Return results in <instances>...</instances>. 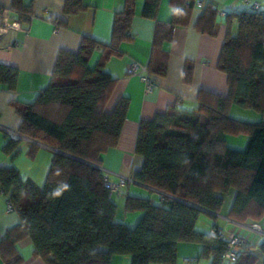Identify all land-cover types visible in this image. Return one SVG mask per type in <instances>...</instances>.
<instances>
[{
  "label": "trees",
  "instance_id": "trees-1",
  "mask_svg": "<svg viewBox=\"0 0 264 264\" xmlns=\"http://www.w3.org/2000/svg\"><path fill=\"white\" fill-rule=\"evenodd\" d=\"M159 2L145 0L142 15L155 20ZM196 2L173 0L166 40L175 25L187 24ZM134 6L135 0H126L117 14L109 47L84 39L76 53L61 50L49 85L35 101L13 104L21 118L17 132L54 152L42 185L23 179L14 166L0 168V190L20 217L0 241L5 264L22 263L16 244L23 238L32 241L34 255L46 264H109L115 255L131 256L132 264H176L180 243L200 244L201 256L210 257V264H227V242L197 229L201 215L214 218L212 214L222 209L223 195L234 189L230 218L246 222L264 216V122L246 124L229 115L233 105L264 115V13L256 10L228 16L217 65L228 78L226 96L200 91L197 110L169 108L140 123L135 153L142 166L132 179L158 191L162 202L154 205L128 197L126 212L141 211L143 216L134 228L116 221L117 208L100 164L101 156L118 143L129 101L121 98L112 112H105L115 79L104 70V62L127 37ZM83 8L80 0H66L67 14ZM10 10L31 18L19 0ZM214 14L208 7L196 24L198 30L209 32L212 25L204 26V19L212 21ZM231 19L237 21L235 35ZM159 42L156 36L154 50ZM97 49H102L101 57L91 66ZM148 72L156 75L149 67ZM17 80L18 70L0 63V87L15 91ZM228 135L247 136L245 148L230 149ZM21 144L8 138L2 153L13 159ZM36 151L31 144L30 155ZM259 249L264 255V244ZM250 253L233 264H253Z\"/></svg>",
  "mask_w": 264,
  "mask_h": 264
},
{
  "label": "crops",
  "instance_id": "crops-1",
  "mask_svg": "<svg viewBox=\"0 0 264 264\" xmlns=\"http://www.w3.org/2000/svg\"><path fill=\"white\" fill-rule=\"evenodd\" d=\"M84 7L76 14L65 12L66 0H19L20 6L31 13L28 20L12 12L14 0H0V7L6 9L11 23L18 26L0 31V63L18 70L15 91L0 87V168L14 166L23 179H30L41 185L52 158L54 149L34 142L22 141L20 152L11 159L2 153L8 137L4 129L18 131L21 118L14 103H32L40 90L46 88L61 50L78 52L84 39H93L109 47L113 42L115 18L125 8L126 0H80ZM190 11L187 24L173 27L171 39L166 40L171 31L169 23L174 14L173 0H160L156 19L142 15L145 0H135V14L127 37L116 45V52L104 62L115 84L105 105L110 113L121 98L129 101V108L120 138L114 148L101 156L100 169L104 176L117 183L121 177L132 178L142 166V158L135 153L138 129L142 121H150L169 108L195 111L198 108L197 97L200 91L226 96L229 91L227 75L217 65L228 30V16L240 12L260 11L264 13V0H198ZM259 8L254 9L253 4ZM215 11L213 20L204 19V26H211L208 32L196 27L207 10ZM211 16V15H210ZM211 22V23H210ZM210 23V24H209ZM209 24V25H208ZM236 19L230 20V31L237 33ZM156 36L160 46L154 50ZM164 38V39H163ZM102 49H97L91 59V66L99 61ZM133 62L150 68L154 73L155 86L146 92L145 84L138 74L128 72ZM189 71L186 74V69ZM164 70V73H162ZM232 119L246 123L264 122V115L236 105L231 106ZM226 144L232 150H243L247 144L245 135H228ZM31 144L37 146L34 156L30 155ZM42 179V180H41ZM44 181V180H43ZM128 197L148 199L154 205L161 204V194L140 183H127L119 192L110 195L116 205V221L134 228L143 216V212H126ZM235 197L231 189L223 195L224 203L214 218L198 221L197 229L211 233L218 228L224 238L231 234L245 237L251 245L253 264H264L259 246L264 244V216L259 220L236 221L228 216ZM8 195L0 190V241L6 233L20 222L16 210H7ZM211 215V214H210ZM257 224L261 233L252 229ZM16 250L22 258L21 264H46L34 255V247L29 238H23L16 244ZM203 247L195 243H180L177 249L176 264H210V257H202ZM0 264H5L0 257ZM109 264H132L128 255L113 256Z\"/></svg>",
  "mask_w": 264,
  "mask_h": 264
},
{
  "label": "built area",
  "instance_id": "built-area-1",
  "mask_svg": "<svg viewBox=\"0 0 264 264\" xmlns=\"http://www.w3.org/2000/svg\"><path fill=\"white\" fill-rule=\"evenodd\" d=\"M244 1L249 2L250 0H244ZM196 3L201 4V2L198 0ZM253 8L258 9L259 4L254 3ZM16 26H18V24L11 23L9 21V19L7 17L6 9L0 7V31H1V33L2 32L4 33L9 28H13ZM128 72L131 74H138L141 77L142 81L145 84L146 92H150L153 89V87L155 86L154 76L148 72L147 67L140 66L138 63L133 62L129 65ZM4 132L6 133V135L9 139H12L15 141H31L30 139H27V138L23 137L22 135H20L17 131L4 129ZM104 180H105V186L110 190V193L119 192L121 190V188L124 187L129 182L130 183L136 182L132 178L121 177L117 183H114V182L109 180V177L106 174L104 176ZM7 210L8 211L13 210L12 205L9 202H8ZM251 227L254 231H256L258 233L262 232L260 227L257 224H254ZM210 234L214 237L220 236V237L224 238L222 236V232L218 228L214 229ZM224 239L227 242L228 250L224 254L223 260L227 264L235 263L238 260V258L241 256V254L252 250L249 241L243 236L231 234ZM193 261H194L193 259H186L185 260V262L187 264H192Z\"/></svg>",
  "mask_w": 264,
  "mask_h": 264
},
{
  "label": "rangeland",
  "instance_id": "rangeland-1",
  "mask_svg": "<svg viewBox=\"0 0 264 264\" xmlns=\"http://www.w3.org/2000/svg\"><path fill=\"white\" fill-rule=\"evenodd\" d=\"M42 180V179H41ZM43 180L45 181V179L43 178ZM41 181V185L44 183V181ZM202 218H205V219H211V220H213L208 214H206V213H203L202 215H201V217H200V219H199V221L200 220H202Z\"/></svg>",
  "mask_w": 264,
  "mask_h": 264
}]
</instances>
